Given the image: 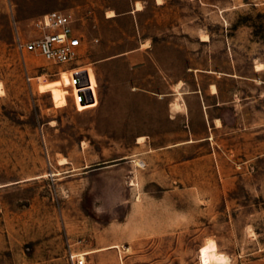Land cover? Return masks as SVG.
<instances>
[{
  "label": "rangeland",
  "instance_id": "obj_1",
  "mask_svg": "<svg viewBox=\"0 0 264 264\" xmlns=\"http://www.w3.org/2000/svg\"><path fill=\"white\" fill-rule=\"evenodd\" d=\"M71 256L264 264V0H0V264Z\"/></svg>",
  "mask_w": 264,
  "mask_h": 264
},
{
  "label": "built area",
  "instance_id": "obj_2",
  "mask_svg": "<svg viewBox=\"0 0 264 264\" xmlns=\"http://www.w3.org/2000/svg\"><path fill=\"white\" fill-rule=\"evenodd\" d=\"M75 18L70 11L54 9L36 18L33 24L42 32L23 40L17 32L16 46L20 53L40 54L53 64L71 62L81 55L83 39L75 29ZM73 264H83L81 257L71 256Z\"/></svg>",
  "mask_w": 264,
  "mask_h": 264
},
{
  "label": "bare ground",
  "instance_id": "obj_3",
  "mask_svg": "<svg viewBox=\"0 0 264 264\" xmlns=\"http://www.w3.org/2000/svg\"><path fill=\"white\" fill-rule=\"evenodd\" d=\"M138 4H139V3H138ZM136 9H140V6L137 5V6H136ZM113 15H114V13H113L112 11H110V12H109V16H113ZM174 105H175L176 108L180 106L179 103H175ZM174 105H173V106H174ZM141 139H143V137H139V140H141Z\"/></svg>",
  "mask_w": 264,
  "mask_h": 264
},
{
  "label": "clouds",
  "instance_id": "obj_4",
  "mask_svg": "<svg viewBox=\"0 0 264 264\" xmlns=\"http://www.w3.org/2000/svg\"><path fill=\"white\" fill-rule=\"evenodd\" d=\"M97 211H100L99 209Z\"/></svg>",
  "mask_w": 264,
  "mask_h": 264
}]
</instances>
